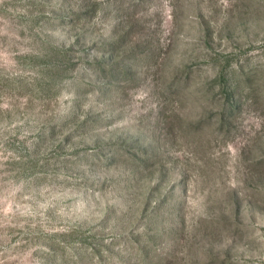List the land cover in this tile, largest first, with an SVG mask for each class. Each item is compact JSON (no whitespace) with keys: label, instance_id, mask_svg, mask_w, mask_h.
<instances>
[{"label":"rangeland","instance_id":"374dc122","mask_svg":"<svg viewBox=\"0 0 264 264\" xmlns=\"http://www.w3.org/2000/svg\"><path fill=\"white\" fill-rule=\"evenodd\" d=\"M0 264H264V0H0Z\"/></svg>","mask_w":264,"mask_h":264}]
</instances>
